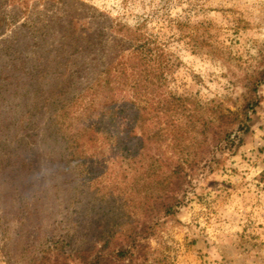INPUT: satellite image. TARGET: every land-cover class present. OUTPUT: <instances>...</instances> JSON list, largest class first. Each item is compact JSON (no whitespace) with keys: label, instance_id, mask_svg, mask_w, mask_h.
Masks as SVG:
<instances>
[{"label":"rangeland","instance_id":"374dc122","mask_svg":"<svg viewBox=\"0 0 264 264\" xmlns=\"http://www.w3.org/2000/svg\"><path fill=\"white\" fill-rule=\"evenodd\" d=\"M15 14L11 25L0 27V139L18 145L30 135L32 152L26 155L29 166L0 171V264H33L50 241L65 236L72 250L94 251L112 234L140 229L151 209L150 197L159 191L154 180L185 160L196 164L185 165L180 205L174 215L159 220L154 236L143 240L148 264H264V85L256 88L259 105L250 114L249 131L232 130L231 137H240L242 144L216 150L215 129L208 127L219 124L211 109L227 116L254 97L252 87L264 71V0H26L22 6L1 5L0 17L6 21ZM100 14L140 28L164 47L169 59L161 90L165 102L138 97L130 84L103 92L94 80L85 87L83 81L80 86L77 80L67 83L75 63L83 64L88 72L81 76L89 77L95 60L102 58L99 45L91 51L86 42ZM111 38L102 41L108 53L118 50ZM46 50L53 61L47 76L54 77L42 86L43 99L54 94L66 102L81 88L63 126L81 134L73 159L49 137L48 109L37 111L31 128L20 131L17 98L7 103L9 94L15 96L27 81V67L33 65L29 59ZM112 99L117 109L129 111L138 102L146 107V157L124 159L111 142L119 119L110 123L104 107ZM127 115L128 120L131 111ZM131 139L130 154L136 148ZM152 158L158 159L155 174L147 169Z\"/></svg>","mask_w":264,"mask_h":264},{"label":"trees","instance_id":"16d2710c","mask_svg":"<svg viewBox=\"0 0 264 264\" xmlns=\"http://www.w3.org/2000/svg\"><path fill=\"white\" fill-rule=\"evenodd\" d=\"M25 1L26 0H0V7L6 4L11 5V7H16V5L22 6ZM14 17L17 19V15L15 14L11 17L12 21H6L1 16L0 27H3L5 24L11 25L12 22L16 20ZM106 17L107 16L100 14L96 25V31L93 33V36L99 39L98 42L100 44L94 43L95 39L93 36H88L86 38L87 44L91 46V51H95V45H99L97 52H99L102 58L100 60H95L98 61V63L95 65V68L92 69L93 71L90 73L89 77L81 76V74L84 75L88 71H84L83 64L75 63L70 77H67V80H69L67 83L77 80L78 86H80L79 82L83 81L85 82L83 87H85L94 80V86L100 88L103 92H112L115 84H120L125 88L130 84L132 88H129V90H135L138 97L148 95L157 99L158 104L165 102L167 98H165L161 90L163 86L162 82L165 80V70L169 65V59L167 58L164 47L158 44L151 35L142 32L140 28H131L120 21L110 20ZM5 21L7 23H5ZM61 31H63L62 28L58 32ZM106 37H112L111 39L118 44V50L114 53L106 52L102 46V41ZM120 51L123 53L120 54ZM43 53L44 55H38L35 59H29V61L33 63L32 66L27 67L31 73L26 77V83H19L20 85L18 88L21 91L17 89L15 96L13 93L9 94L10 100L12 98H17L15 101L17 104L15 106L16 108L19 107L22 111L20 112L23 117L19 119L20 131L31 128L32 124L35 122L34 119L36 118L35 115L37 111L40 112V109H43V107L48 109L51 115L49 137L56 145H61L65 151H68L70 157L73 159L75 158L74 152L78 147L81 134L79 131L71 134L69 128H63V126L64 122L70 120V114L79 102L77 98L81 94V88L76 93L78 95L74 96L75 93H72L66 102H64L61 97L54 99V94L48 95V97H51L52 101L47 103L48 97L46 100L43 99L41 91L44 83L47 82L49 78L54 77L47 76L49 74V66L53 61L50 58L51 51L46 50ZM90 53L89 51L88 55ZM255 82V85L252 87L254 97L251 101L246 103L241 110L234 113L229 112V115L226 116L222 115L220 110L211 109L213 116L218 114L215 120L216 122L219 121L217 125L208 124L209 129L211 127L215 129L213 137L216 150L218 149L217 146L222 144H225V148L232 145L234 146L235 143H237V145L242 144V139L240 137L235 135L233 137L231 136L233 131L234 133H246L249 131L248 123L250 122V114L254 111V108L259 105V98L258 96L256 97V88L260 85H264V71L258 74ZM3 88L6 89L7 86L4 85ZM3 96L4 95L1 96V100L4 103ZM174 101L178 103L186 102L185 99L180 98H176ZM12 102L11 100L7 103H9L10 106L13 104ZM127 103L129 104L128 106L132 105L131 101ZM133 105L134 107L129 109V111H131V115L129 116V118H131L130 120L129 118L127 120V113H129L128 109L124 107H119L117 109L113 99L104 107L108 115L107 120L110 123L115 118L119 119V125H117L115 134L112 135L111 142L115 143L116 148L123 155V158L127 160H131V156L134 154H140L141 157H146L144 153L146 147L144 144L145 141L149 139L146 125V107L140 102ZM176 106L177 105H173L175 110L180 108ZM4 127L10 128V124H6ZM158 132L160 133V129H158ZM158 132L154 133V135H157ZM137 133L139 137H136ZM28 138H31V136L23 135L18 145H12V142L0 139V171L5 173L8 168H14L15 165L17 166L11 169L12 171L20 168V165H22V167L29 166V163H26V155L32 152L30 148L32 145H30ZM131 138H133L136 148L130 154L127 143L132 140ZM142 159L140 158L138 162H142ZM157 161V158H152L147 165L149 172L155 174L157 170V165L155 163ZM194 164H196L195 161H180V163L174 164L171 168L167 167L166 173L162 172L159 179L154 180L153 183L157 185L159 191L155 196L151 195V209L148 210L147 214L144 216L140 224V229H129L125 232L112 234L106 237L101 245L94 251L90 249L84 251L72 250L65 236L62 238L63 240L58 239L56 241H50L41 250L40 258L33 264H71L72 262L73 264H148L147 258L150 255L148 251L149 247L143 243V240L155 235L161 218H168L174 215L181 201L178 194L182 191V184L187 177V174L184 173L185 165L192 168ZM159 168H161V166H158V169ZM153 190H155V188ZM111 244L114 245L113 248H110ZM159 263L160 262H157L155 264Z\"/></svg>","mask_w":264,"mask_h":264}]
</instances>
